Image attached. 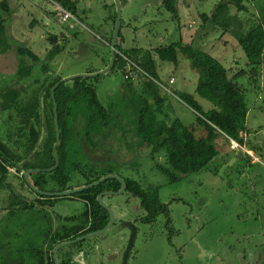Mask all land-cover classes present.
I'll use <instances>...</instances> for the list:
<instances>
[{
	"label": "trees",
	"instance_id": "trees-1",
	"mask_svg": "<svg viewBox=\"0 0 264 264\" xmlns=\"http://www.w3.org/2000/svg\"><path fill=\"white\" fill-rule=\"evenodd\" d=\"M50 1L75 18L77 0ZM249 2L250 0H221L210 15H200L203 29L219 30L222 35H230L243 51L246 66L232 76H228L217 59L194 45V37L186 44L180 39L169 45L150 49H124L118 44L121 41L119 32L114 65L110 71L120 70L123 77L138 74L137 85H133L130 78L124 79L125 84L122 86L124 98L132 104L129 116L134 117L133 125L132 119H129V129L124 131V117L98 101L96 90L88 79L77 78L61 83L54 91L60 134L56 148L59 164L53 171L30 174L34 185L46 192H61L90 184L108 174L120 175L110 166L104 168L98 162H90L93 159L99 160L93 157L97 150H106L100 159L113 158L111 154L114 153L124 159L128 153L143 151L152 162V169L161 174L168 184H173L207 169L219 154L214 143L216 136L221 137L228 145L230 140L236 142L240 148L232 151L238 153V159L252 161V157L241 148L247 146L244 137L250 131L246 126V119L254 107L252 103H256V99L251 101L249 104L252 106L249 108L246 94L254 92L259 98L262 90L260 83L261 67L264 63V9L258 8L257 16L252 15L254 20L249 19L242 23L238 14L251 15ZM176 3L177 0H162L163 7L174 18H177ZM229 6L234 7L235 14H230ZM11 16L12 10L8 1L2 0L0 54L14 48L16 69L12 71L13 74L6 75V80L0 87V109L7 112L0 131V194L5 195L4 207L0 210L6 212L5 220L12 223L15 221L17 224L14 235L18 240V248L14 250L16 257L11 259L9 242L1 244L0 264H53L52 249L56 244L102 230L106 226L108 213L97 203L96 198L104 191H118L120 183L109 179L68 197L40 196L28 187L22 175L23 171L54 166L52 146L55 142V125L50 88L61 77L55 76L49 80L47 75L51 73L49 62L65 49V43L59 46L54 42L44 60L26 47H15V40L6 35L5 24L11 20ZM114 19L115 13L109 14L105 20L111 23V31L104 39L108 49ZM66 39L67 37L64 42ZM178 53L188 59L190 67L198 73L193 94L180 91L172 93L175 99L186 105L196 116V123L189 127L170 116L165 107L168 96L164 95L167 93L162 91L158 79L156 61L170 63L176 68ZM108 61H104L105 66ZM94 72L96 71H87ZM243 76L247 78V88L237 82ZM194 96L208 101L212 108L203 111ZM196 125L204 129L205 138L195 136ZM43 126L46 127V136L41 143ZM108 147L112 150H108ZM249 149L252 150L253 147ZM258 154L260 161L254 162H262L264 165V152L259 151ZM11 171L15 173L14 176L20 177L21 191L15 192L9 184ZM122 178L126 185L125 193L137 200L142 210L139 221L151 224L157 217L162 216L165 226L172 230L168 207L159 198L160 186L144 187L131 178ZM72 182L76 185H72ZM29 194H33L34 199L27 202L30 199ZM40 197L47 198V206H51L57 198L80 199L84 204L83 212L76 216L59 218L44 211L45 216L41 217L38 207ZM30 215L36 217L35 221L39 225L33 230L27 225L28 219H32ZM41 218L45 219L46 225L39 223ZM55 220L57 230H54ZM4 228V235L8 240V225ZM57 262L73 264L71 253L66 248H60Z\"/></svg>",
	"mask_w": 264,
	"mask_h": 264
},
{
	"label": "rangeland",
	"instance_id": "rangeland-1",
	"mask_svg": "<svg viewBox=\"0 0 264 264\" xmlns=\"http://www.w3.org/2000/svg\"><path fill=\"white\" fill-rule=\"evenodd\" d=\"M7 1L12 16L5 24L6 35L15 40V47H26L44 60L52 48L53 39L59 46L65 43V49L49 62V80L55 76L65 78L87 74V71L102 67L100 59L108 61L109 49L104 44L106 36L102 32L103 27L108 33L111 31V23H104L109 14L115 13L113 0H77L80 11L76 12L74 19L65 22L56 17L57 5L50 0ZM119 1V30L124 42L121 40L118 44L124 49H150L180 39L185 43L194 36V45L217 59L228 76L245 68V55L230 35L201 27L200 15H210L221 0H177V18L172 17L160 0ZM249 4L251 15L238 14L242 23L254 20L258 8L264 9V0H250ZM229 12L231 15L236 13L232 6H229ZM65 37L67 39L64 42ZM13 49L0 54V87L6 75L13 74L12 71L16 69ZM177 60L176 68L170 63L156 61L158 79L162 91L167 93L164 95L168 96L165 107L170 116L189 127L196 123V116L186 105L174 99L172 93L176 90L193 94L198 73L180 53L177 54ZM261 70L262 90L259 98L254 92L246 94L248 104L256 99L247 115L246 126L250 134L244 137L247 146L243 147L252 161L238 159V153L216 136L214 143L219 154L207 169L168 184L161 174L152 169V162L143 151L128 153L124 159L118 153L111 154L113 158L100 159L106 150H97L94 154L93 157L100 160L97 161L100 167L110 166L121 177L138 181L144 187L160 186L159 198L170 213L172 230L165 226L162 216L151 224L140 223L142 210L138 201L127 193L104 198L107 205L113 206L117 221L138 218V233L127 264H264V165L254 162L260 161L259 151L264 152V63ZM170 77H173L175 84L169 86ZM88 80L96 90L98 101L124 117L123 129L127 132L131 119L133 125L134 117L129 116L132 104L124 98L122 72L116 69ZM131 82L135 85V76ZM237 82L247 88L245 76L239 77ZM194 99L203 111L212 108L208 101L197 96ZM252 104H249V108ZM6 115L7 112L0 109V131ZM195 136L205 138L206 132L196 125ZM107 149L112 150L111 147ZM14 175L11 171L8 182L15 192L21 191L20 177ZM72 185L75 186V182ZM23 193L26 194V191ZM2 194L0 209L4 207L5 195ZM83 208L82 203L75 199L57 198L46 212L61 218L81 214ZM121 213L124 215L120 216ZM5 214L4 210H0V246L5 241L9 242L12 259L16 257L14 250L18 248V240L14 235L17 224L5 220ZM5 225L9 228L8 240L4 235ZM126 238V228H110L104 238H100L102 240L94 236L62 248L71 253L73 264H121Z\"/></svg>",
	"mask_w": 264,
	"mask_h": 264
},
{
	"label": "water",
	"instance_id": "water-1",
	"mask_svg": "<svg viewBox=\"0 0 264 264\" xmlns=\"http://www.w3.org/2000/svg\"><path fill=\"white\" fill-rule=\"evenodd\" d=\"M114 3V7H115V19H114V25H113V30H112V35H111V42H110V48H109V61L107 63V65L105 66L104 69L98 71V72H94V73H87V74H79V75H72V76H68L65 78H61L58 82H56L51 88H50V98H51V103H52V111H53V120H54V125H55V142L52 146V154H53V158H54V166H52L51 168L48 169H33V170H26L22 172L23 178L25 180V182L28 184V186L30 187V189L33 190L34 193L40 195V196H47V197H68L71 196L73 194L76 193H80L84 190L93 188L95 186H98L99 184H102L103 182L109 180V179H114L117 180L120 183V188L118 191L113 192V191H104L102 193H100L97 198L96 201L97 203L107 211L108 213V223L106 224V226L99 231L96 232H91L88 234H85L83 236L77 237L74 240H69V241H65V242H60L58 244H56L53 249H52V258H53V264H58L57 262V252L60 248L65 247V246H69L72 244H75L77 242L83 241L87 238L90 237H94V236H98L101 235L103 233H106L111 227L112 224L114 222V213L113 210L111 209V207H109L105 202H104V197L106 196H118L121 194H124L126 192V185L124 182V179L118 175V174H108L105 175L101 178H99L98 180L84 185V186H80L77 188H72V189H68V190H64L61 192H42L38 189H36L34 186L31 185L30 181H29V175L31 173H40V172H50L53 171L59 164V160H58V156L56 153V148L58 146L59 143V138H60V134H59V128L57 125V113H56V102H55V98H54V91L55 89L61 84V83H65L77 78H82V79H89V78H94V77H98L101 75H104L106 73H108L113 65H114V60H115V53H116V42H117V37H118V33H119V24H120V14H121V4L119 0H113ZM53 42H55V40L53 39ZM46 136V127L44 126V134L42 136L41 139V143L44 141ZM126 225L128 226V228L130 229V234H129V238H128V242H127V246L124 250L123 253V257H122V263L121 264H126L129 253L132 249L133 246V242H134V238H135V228L134 225L130 222H126Z\"/></svg>",
	"mask_w": 264,
	"mask_h": 264
},
{
	"label": "flooded vegetation",
	"instance_id": "flooded-vegetation-1",
	"mask_svg": "<svg viewBox=\"0 0 264 264\" xmlns=\"http://www.w3.org/2000/svg\"><path fill=\"white\" fill-rule=\"evenodd\" d=\"M43 129H44V126H43ZM99 162L100 160H97V159H93V160H90V162ZM36 169V168H35ZM28 170H33V169H28ZM31 174H34V173H31ZM29 181H30V183H31V185L32 186H34L36 189H38V187L37 186H35L34 185V182H33V179L31 178V175H29ZM28 185V184H27ZM29 187V186H28ZM30 188V187H29ZM32 190V189H31ZM38 190H40V189H38ZM40 191H42V192H46L44 189H42V190H40ZM33 194H29V196H30V199L29 200H27V202H30V201H32L33 199H34V197L32 196ZM107 197V196H106ZM105 198V197H104ZM75 200H77V201H79L80 203H82L81 202V200L80 199H76V198H74ZM47 201V198H45V197H40L39 198V205L40 206H38L39 207V210H40V216L42 217L43 215L45 216V214H43L44 213V211H46L47 210V207H49V206H47V205H49V203L48 202H46ZM82 205H84L83 203H82ZM108 206L109 207H111V209L113 210V213H114V222H113V224H112V227L111 228H114L115 230H123V229H127V238H126V240H125V246H124V250H125V248H126V246H127V242H128V238H129V234H130V229L128 228V226L126 225V222H130V223H132L133 225H134V228H135V231H136V233H135V237L137 236V233H138V229H137V226H136V222H137V220H138V218H136L135 220H133V221H130V220H128V219H123V220H118L117 221V219H116V214H115V212H114V209H113V206L112 205H109L108 204ZM137 207V206H136ZM36 209V208H35ZM79 215V214H78ZM122 215H124V213H121L120 214V216H122ZM30 216H32V215H30ZM74 216H76V215H74ZM70 217V216H69ZM35 218L36 217H33L32 216V219L30 218V220L28 219V223H27V225L29 226V228L31 229V230H33V229H35V227H37V226H39L38 225V222H36L35 221ZM44 220L45 219H43V218H41L40 220H39V223L40 224H43V225H46L45 224V222H44ZM140 222V221H139ZM108 223V222H107ZM141 223V222H140ZM54 230H57V224H56V220H55V223H54ZM105 234L106 233H103V234H101V235H98L97 237L100 239V238H104V236H105ZM135 239V238H134ZM100 240H102V239H100ZM124 252V251H123ZM129 256H130V253H129ZM129 256H128V259H129ZM76 258H79V260L81 259V257H79V256H76ZM128 259H127V262H128ZM76 260V259H75ZM127 262H126V264H127ZM121 263H122V259H121Z\"/></svg>",
	"mask_w": 264,
	"mask_h": 264
},
{
	"label": "built area",
	"instance_id": "built-area-1",
	"mask_svg": "<svg viewBox=\"0 0 264 264\" xmlns=\"http://www.w3.org/2000/svg\"><path fill=\"white\" fill-rule=\"evenodd\" d=\"M55 13H56V17L59 19V20H62V21H68V20H70V19H73V17L71 16V14L69 13V12H67L66 10H64V9H62V8H60V7H56L55 8ZM136 68V67H135ZM135 73H137V72H135ZM137 75L138 74H136V75H133V76H129V75H125L124 76V79H130L131 78V81L132 80H134V76H136L135 77V79L137 78ZM170 83H172V81H170ZM230 148L231 149H233V150H237V149H239L240 147L238 146V144L236 143V142H234V141H232V140H230ZM242 150H243V147L241 148ZM244 151H246V150H244ZM247 153H248V151H246Z\"/></svg>",
	"mask_w": 264,
	"mask_h": 264
},
{
	"label": "crops",
	"instance_id": "crops-1",
	"mask_svg": "<svg viewBox=\"0 0 264 264\" xmlns=\"http://www.w3.org/2000/svg\"><path fill=\"white\" fill-rule=\"evenodd\" d=\"M160 2H161V4H162V0H160ZM122 8H123V6H122ZM77 11H80V9H78L77 8ZM107 24V22L105 21V23H104V25H106ZM119 32H120V37H121V40L124 42V36L122 35V33H121V31L119 30ZM103 35H105V36H107V33H108V31L103 27ZM196 34V33H195ZM194 37V36H193ZM193 37H189L188 39H189V41H185V43H190L191 42V40L193 39ZM182 42L184 43V40H182ZM104 44L107 46V43H105V41H104ZM123 48V47H122ZM100 59V58H99ZM104 59H100V61H102V67L101 68H99V69H96L95 71H98V70H100V69H102V68H104L105 67V65H104V61H103ZM56 75V74H55ZM136 77V76H135ZM138 78H136V83H135V85H137L138 84ZM170 81H172V83H170ZM175 84V80L173 79V77H170L169 79H168V85L170 86V85H174ZM165 86V85H164ZM161 87H162V85H161ZM166 87V86H165ZM167 88V87H166ZM176 90H174V92H175ZM173 95V94H172ZM174 97V96H173ZM174 99H175V97H174ZM168 100V99H167ZM177 100V99H176ZM178 101V100H177ZM180 102V101H179ZM181 103V102H180Z\"/></svg>",
	"mask_w": 264,
	"mask_h": 264
}]
</instances>
